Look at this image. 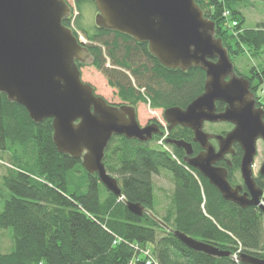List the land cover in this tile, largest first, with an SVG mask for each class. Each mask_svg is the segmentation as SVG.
<instances>
[{
    "label": "trees",
    "instance_id": "1",
    "mask_svg": "<svg viewBox=\"0 0 264 264\" xmlns=\"http://www.w3.org/2000/svg\"><path fill=\"white\" fill-rule=\"evenodd\" d=\"M251 1L196 0L215 22L216 36L233 63L236 56L257 58L264 52V21L245 27L240 10ZM84 2L94 3L77 0L79 10ZM225 10L230 17L224 16ZM63 22L71 27L69 18ZM75 22L90 40L86 46L92 65L105 75L122 103L137 107L146 102L154 110L185 108L202 93L206 78L202 68H167L147 43L97 25L86 28L81 16ZM84 63L77 61L79 67ZM235 70L244 75L236 66ZM245 76L252 80L251 88H261L264 65L250 67ZM259 100L257 104L264 105ZM53 133L52 118L35 122L23 105L0 92V153L9 160L0 190V232L11 229L13 237L9 252L0 248V264H129L132 260L146 264L136 246L150 247L157 264H243L232 258L238 250L264 258V215L255 207L243 208L225 199L199 170L184 162L183 148L172 146L171 153L156 147L152 144L156 135L149 142L114 135L104 164L117 176L121 198L103 185L98 173L88 172L81 158L60 152ZM192 137L193 131L181 125L169 132V138L192 142L197 152L200 148ZM235 149L240 148L235 145ZM163 171L172 175L174 186L160 198L153 177ZM77 172L84 178V190L69 189V175ZM127 203L141 204L155 216L138 215ZM165 224L230 250L231 256L196 251Z\"/></svg>",
    "mask_w": 264,
    "mask_h": 264
},
{
    "label": "water",
    "instance_id": "2",
    "mask_svg": "<svg viewBox=\"0 0 264 264\" xmlns=\"http://www.w3.org/2000/svg\"><path fill=\"white\" fill-rule=\"evenodd\" d=\"M97 8L95 24L119 31L138 42L170 69L205 71L203 92L185 108L164 109L168 129L190 128L193 142L202 151L193 155L192 142L168 138L167 142L185 151L184 162L201 172L222 196L239 206L258 205L257 194L246 199L232 187L226 169L217 160L243 149L241 170L251 186V167L264 140V108L257 107L251 80L235 70L227 48L216 36V24L204 15L196 0H92ZM71 7L66 0H0V92L23 105L35 122L53 119V138L58 150L81 158L84 168L98 173L100 181L119 197L122 190L115 175L104 164L106 148L114 135L149 142L162 133L157 123L141 126L137 108L116 105L98 94L82 78L77 61L91 57L89 48L63 19ZM217 101L227 104L217 112ZM205 121L229 122L225 134L204 130ZM218 142V150L210 142ZM138 215L155 216L141 204L127 203ZM264 208V207H263ZM165 227L196 251L214 256H231L230 250L198 240L179 230ZM243 264H264V258L242 252Z\"/></svg>",
    "mask_w": 264,
    "mask_h": 264
},
{
    "label": "rangeland",
    "instance_id": "3",
    "mask_svg": "<svg viewBox=\"0 0 264 264\" xmlns=\"http://www.w3.org/2000/svg\"><path fill=\"white\" fill-rule=\"evenodd\" d=\"M73 7L72 12L70 13V25L79 36H82L83 39L86 41V44L90 43V40L86 37L83 31L78 28L77 23L75 22L77 17L81 16V21L84 26L87 27H94L95 24V17L97 14L96 5L92 2H84L82 4L81 10H79L76 6L77 0H67ZM240 10L245 16V27L253 28L256 27L257 24L261 21H264V0H252L249 3L242 4ZM226 17V16H225ZM92 58H88L84 65L81 67L82 78L85 82L92 84L95 87V90L98 94L104 96L106 100L110 103L120 105L122 104L121 99L116 94V90L109 86L107 83V79L104 74H102L99 70H97L91 63ZM234 64L237 69L245 75L250 74V67H257L264 65V52L261 54L260 57L254 58L249 54H245L243 56H236L234 58ZM144 91V90H142ZM260 97L262 98V102L264 103V84L260 88L259 92ZM137 114L138 119L141 126H145L146 123L154 118H157L159 122L166 126L165 119L163 117V110L162 109H152L148 103L146 102H139L137 105ZM229 128L225 124H218L214 127L210 128L211 131L216 129L215 132H221L222 129ZM157 136V135H156ZM159 136H157L156 141L152 142V144L156 147L157 141ZM259 151H261V146L258 145ZM173 148L171 147V151ZM36 154V153H34ZM9 161L8 158L3 156L0 153V190L2 187V178L3 175L7 171V162ZM79 172L72 173L69 175V189H85V182L84 178L81 177ZM117 177V176H115ZM155 186H156V194L163 198L165 192H170L173 188V180L172 175L166 171L161 172L159 175H154L153 177ZM3 202L0 200V210L2 207ZM1 230V229H0ZM4 232H0V248L1 251L9 252L11 250L13 237L11 229H5ZM11 238V239H10Z\"/></svg>",
    "mask_w": 264,
    "mask_h": 264
},
{
    "label": "flooded vegetation",
    "instance_id": "4",
    "mask_svg": "<svg viewBox=\"0 0 264 264\" xmlns=\"http://www.w3.org/2000/svg\"><path fill=\"white\" fill-rule=\"evenodd\" d=\"M69 16H70V13L67 15L66 18H69ZM252 84H253V82L251 80V87H252ZM252 89H253L255 95L258 97L259 92H260V88L255 89V87H254ZM203 90H204V87H203ZM203 90H202V92H203ZM218 103H219V107H218ZM122 104H125V103H122ZM216 105H217V112L224 111L226 109V106H227V104L225 102H222V101H217ZM257 107H262V105L257 104ZM163 117H164V111H163ZM164 119H165V117H164ZM165 122H166L167 127H168V123H167L166 119H165ZM153 123H157L160 126L161 131H162L163 125L159 122V120L157 118L149 120L146 123V125L153 124ZM218 124H225L229 128H226L225 130H221V132H215L216 129H213V131L210 130V128H212ZM233 127H234V124L229 123V122L225 123V122L205 121V123H204V130L211 133V134H225L228 131H230L231 129H233ZM193 137H194V133H193ZM193 137H192V140H193ZM210 142L215 146L216 150H218L219 146H218L217 140L212 137L210 139ZM194 143H197V142H194ZM197 144L199 145L200 149L196 152L194 147H193V149H194L193 155H196L200 151H202L201 145L199 143H197ZM235 145H238L240 149L239 150L235 149ZM257 145L261 146V151H259V148H258L257 154H256L254 162H253V165L251 167V177L253 179V184H252L253 187H251L246 182V179L243 176V173L241 170V161H242V157H243V149L241 148V146L238 143L234 144V152L233 153L226 154L223 158L217 160L215 165L218 167H223L226 169L228 181L230 182L232 187L238 188L239 194L242 197H244L246 199H252L254 197V193L257 194L259 204L258 205H248V206L243 207V208L255 207L260 213H262L264 215V208H263L264 207V140L259 139ZM238 160H239V166L236 165V162H238Z\"/></svg>",
    "mask_w": 264,
    "mask_h": 264
},
{
    "label": "built area",
    "instance_id": "5",
    "mask_svg": "<svg viewBox=\"0 0 264 264\" xmlns=\"http://www.w3.org/2000/svg\"><path fill=\"white\" fill-rule=\"evenodd\" d=\"M224 16L226 17H230V11L229 10H225L224 11ZM233 25L237 24V21H233L232 22ZM80 40L83 42H86L82 36H79ZM169 136V131L166 128L163 132V135L159 136V139L157 141V144L162 147L163 149L170 151V147L167 144V138ZM136 248L139 250L140 254L144 257L145 259V263L146 264H157V260L155 258V255L153 254V251L150 247H146L143 249H139L138 246H136ZM241 251L238 250L237 252H234L232 254V258L236 261L239 262V256H240ZM129 264H134V260L130 261Z\"/></svg>",
    "mask_w": 264,
    "mask_h": 264
},
{
    "label": "bare ground",
    "instance_id": "6",
    "mask_svg": "<svg viewBox=\"0 0 264 264\" xmlns=\"http://www.w3.org/2000/svg\"><path fill=\"white\" fill-rule=\"evenodd\" d=\"M161 135H163V134H161Z\"/></svg>",
    "mask_w": 264,
    "mask_h": 264
}]
</instances>
